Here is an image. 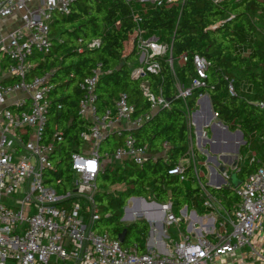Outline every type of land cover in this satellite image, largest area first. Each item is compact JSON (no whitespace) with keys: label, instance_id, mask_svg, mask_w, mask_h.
Listing matches in <instances>:
<instances>
[{"label":"built area","instance_id":"built-area-1","mask_svg":"<svg viewBox=\"0 0 264 264\" xmlns=\"http://www.w3.org/2000/svg\"><path fill=\"white\" fill-rule=\"evenodd\" d=\"M72 1L0 0V19L16 17L20 21L19 27L0 38V264H264V163L251 154L240 156V163L249 159V164L259 166L233 189L237 201L230 209L200 182L201 174L191 148L169 174L184 180L185 172L192 168L202 192V207L208 214L199 216L184 208L177 218L172 213L171 203L159 206L151 202L152 215L148 218L141 208L150 206L149 200L133 197L128 202L132 207L125 208L124 215L133 222L142 217L154 234L150 244L145 243L144 252L139 251L137 244L124 246L106 233L95 232L94 225L100 217L95 203L98 174L109 164L126 162L141 167L157 158L147 147L137 146L131 136L126 137L114 153H100V144L108 134L135 129L150 115L133 119V106L128 104L126 94H120L115 101L114 115L106 112L100 117L95 105V89L101 75L99 66L78 85L82 91L78 115L90 127L80 134L81 153L71 155L72 189L62 193L57 188L61 186L60 180L56 182L57 187L46 183V173L54 169L50 160L54 140L61 139L56 132L47 139L45 132L51 72L33 74V69L38 58L43 62L50 52L49 32L54 15L69 14ZM136 2L162 7L182 6L185 0ZM132 17L139 35L140 59L132 78L138 79L146 73L159 74L161 68L154 59L160 57H166L172 69L176 60L171 47L153 37L143 39L139 28L141 14L133 10ZM91 46L97 47L98 42ZM179 62H187V57L182 56ZM193 65L196 77L190 87L175 85L176 98L183 101L193 90L204 87L210 67L200 56L193 57ZM140 88L150 103V114L168 108V101L150 92L146 82ZM229 93L234 94L232 87ZM255 106L264 111V101L256 102ZM192 117V114L188 116L191 122ZM202 127L204 123L199 127L198 138L208 143L211 138L208 139L207 132L201 133ZM261 141L264 148V137ZM232 170L240 173L239 164ZM221 175L229 181L227 170ZM214 177L219 181L218 176ZM226 184L231 187L230 182ZM181 223L187 233L170 250L165 249L162 242V237H166L165 226H176L179 231Z\"/></svg>","mask_w":264,"mask_h":264},{"label":"trees","instance_id":"trees-1","mask_svg":"<svg viewBox=\"0 0 264 264\" xmlns=\"http://www.w3.org/2000/svg\"><path fill=\"white\" fill-rule=\"evenodd\" d=\"M150 6L151 9H146L136 0H73L69 14L54 15L49 32L50 52L43 62L38 58L33 69V74L51 72L45 132L47 139L56 132L61 140H54L50 156L54 169L46 173V183L57 187L60 180L58 192L72 189L71 155L81 153L80 134L90 127L78 115L82 98L78 85L93 69L99 66L101 70L95 89L100 117L106 112L114 115L120 94H126L128 104L133 106V119L150 115L135 129L108 134L99 151L112 154L131 136L137 146L147 147L157 158L141 167L126 162L109 164L95 182V203L100 215L94 225L95 232L117 239L126 228L125 243L137 244L140 252L145 251L150 227L145 220L124 225L121 219L129 199L142 197L152 198L160 205L171 203L172 213L179 218L181 210L191 208L192 200L200 192L192 168L185 172L184 180L169 174L186 157L190 145L196 160L201 164L206 160L195 148L192 128L188 125V116L196 111L200 96H209L217 121L232 132H242L245 144L240 147L239 155L244 158L251 154L264 163L261 141L264 111L255 106L256 102L264 101V0H185L182 6ZM133 10L141 14L139 28L143 39L153 37L171 47L172 57L177 61L173 63L176 80L166 57L154 59L160 65L159 74L132 78L134 69L140 65ZM95 41L98 46L92 47ZM182 56L187 57V62L178 63ZM194 56L204 58L210 67L204 87L193 90L183 101L176 98L175 85L190 87L196 77ZM121 63L122 67L116 70ZM145 82L150 92L168 101V108L150 114V103L140 88ZM240 164V181L248 179L259 166L249 164V159ZM200 182L207 183L204 175L200 176ZM115 187L123 189L110 192ZM224 195V206L230 209L237 197L230 190L224 191ZM202 204L198 201L197 209L200 215H206L208 211Z\"/></svg>","mask_w":264,"mask_h":264},{"label":"rangeland","instance_id":"rangeland-1","mask_svg":"<svg viewBox=\"0 0 264 264\" xmlns=\"http://www.w3.org/2000/svg\"><path fill=\"white\" fill-rule=\"evenodd\" d=\"M143 5H144V8L151 9V6L149 4H143ZM139 62H140V59H138V63ZM171 70H172L173 77L175 78L174 66L172 67ZM175 80H176V78H175ZM203 95H205V94H203ZM199 104L200 105L197 106L196 111H198L199 106L202 105V109H201L202 112L199 111V113L197 115H195L194 117H192V122L188 119V125L192 124L191 125L192 126V133H193L194 136H195V128L198 129L205 121H207L209 119V112H208V107H207L206 101L205 100H202ZM200 116H202V117L204 116V117H207V118L204 119V121H203ZM216 122H217V120L215 118H212L211 121H210V123H209V127L208 128H203L202 127V129H201V133L202 132H207L208 133V139H210L211 136H212V133H211V130H210V126L212 124H215ZM230 132H232V131H230ZM200 144H201V142H200ZM194 146H195V141H194ZM200 147H201V150L202 151H208V144H205L204 146L203 145H200ZM191 148H192V146L190 145L189 152H191ZM231 149H233V147L228 148L226 150V152H225V154L228 155V156H230V158L232 157L231 162L229 160H225L226 164H223L222 163V161L219 159V155L218 154H211V153H209V155L216 158L217 164H219V165H222L223 164L222 166L227 170V173H228L229 176L231 174H236L237 178L240 179L239 178L240 177V174H238L234 170H232V164L234 162H236L237 164H239V167L242 165V164H240V161H239L240 155H239V152H238V154L236 155V159H233L234 154L231 152ZM197 150L200 151V149H197ZM211 167L216 172V174L220 175V171H219L220 167L217 168L216 166H212V165H211ZM197 168L199 169L201 176L204 175L205 178H206V180H207V182H208L209 172L205 168V164L204 163L201 164V162H199L197 160ZM193 180H194V177H193ZM194 181L197 182L196 180H194ZM210 181H212L213 183H217L218 182V178L213 176ZM226 182L229 183V181H226ZM197 184H198V182H197ZM230 185H231V182H230ZM222 187H224L223 190H214L213 189V191H210V193L217 200L221 201L223 203V205H224V203L226 201V197L224 195V191H229L230 190L232 192L233 187L231 185V187H229V189H225V187H228L227 184L223 185ZM198 188L200 189L199 184H198ZM122 189L123 188H121V187H115V188L110 189V192H118V191H121ZM147 200H149L148 201L149 204L151 202H155L154 200H152V198H149ZM198 201L203 202V196H202L201 190H200V192L197 193L196 198H194L192 200V203H193L192 207L188 209L189 211H194V212L198 213V215H199V211L197 209V207H198L197 202ZM131 207H132V204L131 203H127V205H126L125 208H131ZM150 208H152V204H150ZM124 214H125V210H124ZM159 217H160L159 219H162V215L159 216ZM135 221H137V220H135ZM122 222L124 223V225H129V224L133 223V221H130L129 219L126 220V221H122ZM203 222H204V220H203ZM186 233H187V230L185 228L184 223H181L180 224V230L179 231L177 230V227L176 226H165V236L166 237H162V242L165 245V249H167V250L169 249L170 250V248L174 245V243L177 242V241H180L181 240V237L183 235H185ZM209 239H212V238L209 237ZM126 245L127 244L125 243L124 246H126ZM129 245H131V244H129Z\"/></svg>","mask_w":264,"mask_h":264},{"label":"water","instance_id":"water-1","mask_svg":"<svg viewBox=\"0 0 264 264\" xmlns=\"http://www.w3.org/2000/svg\"><path fill=\"white\" fill-rule=\"evenodd\" d=\"M158 39L155 38V41H157ZM122 63L119 64L116 68V70H119L121 67H122ZM202 100H205L206 103H207V107H208V112H209V119L206 121V124L204 125V128H208L209 127V123L211 121L212 118H214L215 114L213 113L212 111V107H211V102H210V99H209V96L207 94L205 95H202L201 98H198L197 100V104H199ZM199 113V109L198 111H194L192 113V116H195ZM210 129L213 130V129H216L218 131V133H216V137H212V138H216V139H220L221 137L223 138H235L237 143L236 145L233 147V149H231V152L234 154L233 156V159H236V155L238 154L239 152V149L241 146H243L245 144L244 140H243V134L241 131L239 130H235L233 132H230L228 127L223 125L220 121H218L217 123L215 124H212L210 126ZM211 141V139H210ZM206 143V142H205ZM230 150V149H229ZM204 153H206V151H204ZM223 159L225 160H229L231 162L232 160V157L230 158V156L228 155H224L222 156ZM215 160V158H213ZM237 166V163L234 162L232 164V168H235ZM225 168L224 167H220L219 171H220V175L216 174V172L213 170L214 172V176H218L219 177V181L217 184H214L212 181H208L207 184H206V187L207 188H210V189H214V190H221L223 189L224 187H222L223 185H225L227 182L225 181V179L222 177V173L225 172ZM229 182H231V185L233 187V189L237 188L240 184H241V181L237 178L236 174H231L229 176ZM225 189H229V187H225ZM232 189V191H233ZM133 198H130L129 201H132ZM128 201V202H129ZM156 205H159V206H162L158 203H156ZM165 206H169V204H166ZM122 221H126L128 220L127 219V216L123 215ZM137 220H142V217H139ZM161 230L164 231V225L161 224ZM126 232H127V229L125 228L117 237V240L122 244L124 245L125 244V237H126ZM153 235V232L151 230H149L148 232V239H147V242L146 244L149 245L150 244V240H151V237Z\"/></svg>","mask_w":264,"mask_h":264},{"label":"crops","instance_id":"crops-1","mask_svg":"<svg viewBox=\"0 0 264 264\" xmlns=\"http://www.w3.org/2000/svg\"><path fill=\"white\" fill-rule=\"evenodd\" d=\"M19 26H20V21L16 17L8 18V19H0V38L7 36V34L10 31L16 29ZM1 68L2 67L0 66V70H1ZM214 118H215V116H214ZM205 124H206V121L204 122V125ZM211 133H212L211 141L208 143L201 142V140H199V138H198L199 128L195 129V136H194L195 148L200 149V152L206 158L204 164H205V168L209 172V176L214 175L213 168L211 167V165L216 166L217 168L223 167L222 165L226 164V162H225V159L222 158V156L226 155L225 152L228 148L234 147L237 143L235 138H226V139L223 137H221L220 139L212 138L214 136L216 137V133H218V131L216 129L211 130ZM200 142H201V144H200ZM205 144H208V151H206V153H204V151H202L201 147H200V145L204 146ZM209 153L218 154L219 159L222 161L223 164L222 165L217 164L216 158L210 156ZM213 158H215V160Z\"/></svg>","mask_w":264,"mask_h":264},{"label":"bare ground","instance_id":"bare-ground-1","mask_svg":"<svg viewBox=\"0 0 264 264\" xmlns=\"http://www.w3.org/2000/svg\"><path fill=\"white\" fill-rule=\"evenodd\" d=\"M200 105V104H199ZM202 105L201 106H199V111L200 112H202ZM202 117V116H201ZM207 117H202V119L204 120V119H206ZM203 142V141H202ZM213 177V175L211 176L210 175V177H209V179L211 180V178ZM142 210V213L144 214V216H147L148 218H150V216L152 215V213H151V210H152V208H150V206L148 205V206H145V207H143V208H141ZM159 218V217H158ZM161 222V221H160Z\"/></svg>","mask_w":264,"mask_h":264}]
</instances>
